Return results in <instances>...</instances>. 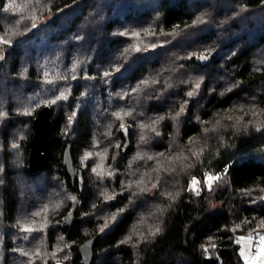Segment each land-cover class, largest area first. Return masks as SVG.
<instances>
[{"label": "trees", "instance_id": "16d2710c", "mask_svg": "<svg viewBox=\"0 0 264 264\" xmlns=\"http://www.w3.org/2000/svg\"><path fill=\"white\" fill-rule=\"evenodd\" d=\"M0 39V264H81L94 236L93 264H246L238 238L264 233V0H0ZM174 141L188 160L171 177L155 155Z\"/></svg>", "mask_w": 264, "mask_h": 264}, {"label": "water", "instance_id": "95a60500", "mask_svg": "<svg viewBox=\"0 0 264 264\" xmlns=\"http://www.w3.org/2000/svg\"><path fill=\"white\" fill-rule=\"evenodd\" d=\"M34 134L29 142L28 167L32 174L36 175L42 172L49 160L51 150V139L53 133L52 109L49 106L43 107L33 121ZM71 131L73 126L71 125ZM127 147L129 143L127 142ZM73 145L68 144L62 159L63 170L73 183L77 181V169L72 156ZM76 217L73 212L66 215L63 219L66 228H72ZM99 240V236H94L79 247L81 264H93L94 249ZM218 256L213 250L210 262H217Z\"/></svg>", "mask_w": 264, "mask_h": 264}, {"label": "rangeland", "instance_id": "374dc122", "mask_svg": "<svg viewBox=\"0 0 264 264\" xmlns=\"http://www.w3.org/2000/svg\"><path fill=\"white\" fill-rule=\"evenodd\" d=\"M48 21H51V18L48 17V18L44 19L43 21H41L40 24L35 25L34 30L39 29L44 24H47ZM0 43L8 45L9 48H12L13 45H14V44H11V43H4L2 39H0ZM7 50H8V48H6L4 50V52H6ZM2 57L3 56H1V58ZM0 90H4V86H3L2 83H0ZM227 114H230V115H227ZM223 116H229L231 118H238L236 116H232L231 112L230 113L227 112L226 115H222V114L218 115L217 116V120H219ZM108 133L109 132H107V135H108ZM33 134H34V131H33ZM21 136H23V135H21ZM109 136H110V134H109ZM19 138H21V137H19ZM0 142H1V140H0ZM113 144L114 143H111V145H113ZM102 145H105L104 141H101V145H99V146L101 147ZM99 146L96 149H94V152H89V153L93 154L94 156L90 155V156L87 157V159L84 158L85 156L82 158L81 161L84 162V166L87 163V160L94 159V158H96L98 160L102 159L103 152H102V149L99 148ZM21 147H22V141L20 140V141L17 142L16 139L10 145V149L14 150L15 152H20ZM191 147H195L194 150H197V149L200 150L202 148V146H201V144L199 142H196L195 145L192 144ZM107 149L110 150L109 145H108V148L106 146L105 150L108 151ZM1 150H2V148H1V145H0V151ZM198 154H199V152L195 153L196 156ZM17 156L21 159L20 155H17ZM183 159L188 160V158L182 153V151H180L179 145L177 143H175V141H174V142H171L169 144L167 150L156 153V155H155L156 163L155 164H156V167L158 169L162 170V171L168 169L171 172V174H172L171 177H172L178 171H182L184 173V170H185L187 165L185 167L182 166ZM97 172H102L103 173L102 168L97 169ZM80 178H81L80 172L77 171V180H80ZM214 180H218V179H214ZM214 180H211V181H214ZM208 182H210V181H208ZM154 191H155V188H153V190L150 191V194H153ZM0 203H1V199H0ZM0 206H1V204H0ZM22 231H25V230L23 229ZM251 237H254V236H251ZM250 241L251 240H249L248 237H245L244 239L239 241L240 244H241L240 255H241V250H243L244 251V256H242V255L241 256L246 261V264H250V262H251L250 260H251V253H252V250H253V246H252ZM43 256H45V255H42V257ZM246 257L248 258L247 260H246ZM58 264H62V263H58Z\"/></svg>", "mask_w": 264, "mask_h": 264}, {"label": "snow or ice", "instance_id": "6c2138e0", "mask_svg": "<svg viewBox=\"0 0 264 264\" xmlns=\"http://www.w3.org/2000/svg\"><path fill=\"white\" fill-rule=\"evenodd\" d=\"M5 11H7V9H5ZM33 26H35V25H33ZM5 42H7V41H5ZM200 58L203 59L204 57L201 56ZM142 83H145L146 84L148 82L147 81H143ZM196 87L198 88L199 87V84H197ZM192 95H193L192 92H189L188 93V96L189 97H191ZM59 98H61V97H57V99H59ZM64 98H66V97H64ZM51 103H55V101L53 100V101H51ZM183 111H184V108L181 107V112H183ZM116 115H117L118 118H120V114L119 113H117ZM124 115H130V113H125ZM177 115H179V113ZM158 119H163V117H159ZM121 127L123 128L124 126L121 125ZM145 127H147V126H145ZM153 131H155V128H153ZM90 155H91V153H87V154H85V157L84 158L87 159V157L90 156ZM149 159H151V157H149ZM98 167H100V166L98 165ZM92 170H93V172H97V168H93ZM97 174L98 175H102L103 173L102 172H97ZM206 179H207V181H211L213 179H218V177L209 176ZM197 183L198 182L194 179L192 181V186L194 187ZM141 191H144V189H141ZM105 195H106V198L107 199L114 198V197H107V194H105ZM72 199H75V197H73ZM262 223H264V222H262ZM24 230L25 231H32V229H24ZM242 239H244V238L243 237L238 238L237 243H239V241L242 240ZM248 239L249 240H252L253 237L250 236ZM256 247H257V250L254 253L253 260L250 262V264H264V235L259 236V243L257 244ZM22 254H25L26 255L27 253H22ZM241 255L244 256V251L243 250H241ZM247 259L248 258L246 257V260Z\"/></svg>", "mask_w": 264, "mask_h": 264}, {"label": "built area", "instance_id": "2783aa9c", "mask_svg": "<svg viewBox=\"0 0 264 264\" xmlns=\"http://www.w3.org/2000/svg\"><path fill=\"white\" fill-rule=\"evenodd\" d=\"M261 235H264V233H260L257 236H254L253 239L250 241L252 246H253V250H252V253H251V260H253L254 253L257 250L256 246L259 243V236H261Z\"/></svg>", "mask_w": 264, "mask_h": 264}, {"label": "crops", "instance_id": "0c3cea01", "mask_svg": "<svg viewBox=\"0 0 264 264\" xmlns=\"http://www.w3.org/2000/svg\"><path fill=\"white\" fill-rule=\"evenodd\" d=\"M250 261H252V260H250Z\"/></svg>", "mask_w": 264, "mask_h": 264}]
</instances>
